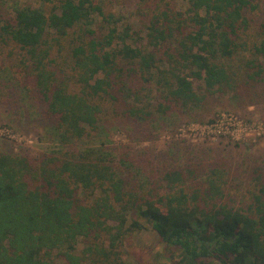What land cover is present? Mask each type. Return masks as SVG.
Instances as JSON below:
<instances>
[{
  "label": "trees",
  "instance_id": "16d2710c",
  "mask_svg": "<svg viewBox=\"0 0 264 264\" xmlns=\"http://www.w3.org/2000/svg\"><path fill=\"white\" fill-rule=\"evenodd\" d=\"M122 1L0 4V77L36 102L52 143L0 150V264H264V162L240 182L217 165L135 167L102 120L107 105L153 125L209 96L264 100V24L250 18L264 0H133L127 14ZM151 232L155 253L137 237Z\"/></svg>",
  "mask_w": 264,
  "mask_h": 264
},
{
  "label": "rangeland",
  "instance_id": "374dc122",
  "mask_svg": "<svg viewBox=\"0 0 264 264\" xmlns=\"http://www.w3.org/2000/svg\"><path fill=\"white\" fill-rule=\"evenodd\" d=\"M3 1L0 4L5 14L10 2ZM21 1L31 3L33 0ZM119 7H127L123 12L130 13L133 0H123ZM255 14L259 16L260 11ZM250 18L256 19L257 27L264 24V17ZM130 21L134 22V18ZM247 32L250 38L252 30ZM5 58L6 51L0 54V64ZM232 60L236 69L239 68L238 58ZM4 73L6 78L0 77V150L16 152L23 146L34 154L52 148L50 140H45L47 122L39 117L36 102L30 101L26 93L15 86L17 81L11 79L8 72ZM248 92L247 96L243 94L233 101L230 96H209L201 109L190 116L172 113L165 121L153 125L127 118L122 105H107L102 117L107 145L128 156L135 167L141 165L137 163L138 159L151 161L154 165L161 161L168 169L190 168L196 174L210 165H217L227 169L233 181H243L244 171L264 162V100L253 96L251 90ZM254 98L256 100L250 102ZM146 149L151 152L146 153ZM150 154L156 155L157 160ZM137 237L145 245L152 246L154 253L160 249L155 233ZM82 248L80 243L79 250ZM143 256L152 261L146 251ZM122 258L128 263L127 256Z\"/></svg>",
  "mask_w": 264,
  "mask_h": 264
}]
</instances>
